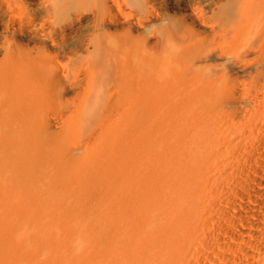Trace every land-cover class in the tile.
I'll use <instances>...</instances> for the list:
<instances>
[{
	"label": "bare ground",
	"instance_id": "1",
	"mask_svg": "<svg viewBox=\"0 0 264 264\" xmlns=\"http://www.w3.org/2000/svg\"><path fill=\"white\" fill-rule=\"evenodd\" d=\"M0 264H264V0H0Z\"/></svg>",
	"mask_w": 264,
	"mask_h": 264
}]
</instances>
